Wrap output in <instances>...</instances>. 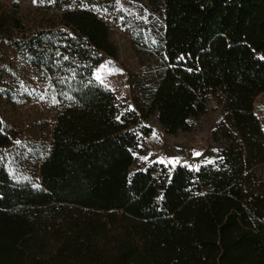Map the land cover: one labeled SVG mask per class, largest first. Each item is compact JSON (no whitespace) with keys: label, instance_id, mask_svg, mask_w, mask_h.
<instances>
[{"label":"trees","instance_id":"1","mask_svg":"<svg viewBox=\"0 0 264 264\" xmlns=\"http://www.w3.org/2000/svg\"><path fill=\"white\" fill-rule=\"evenodd\" d=\"M82 1V0H81ZM141 102L168 134L213 104L221 158L196 171L160 163L130 172L142 131L135 111L93 78L117 48L89 7L25 35L0 5V76L28 102L56 103L39 176L16 181L2 160L0 264H264V0H129ZM137 16V17H136ZM21 37L5 34L3 25ZM36 87L30 89L32 83Z\"/></svg>","mask_w":264,"mask_h":264},{"label":"rangeland","instance_id":"2","mask_svg":"<svg viewBox=\"0 0 264 264\" xmlns=\"http://www.w3.org/2000/svg\"><path fill=\"white\" fill-rule=\"evenodd\" d=\"M0 5L15 13L25 27V35L38 29L58 26L65 8L89 7L105 19L117 55L114 58L105 57L94 69L92 78L114 93L121 108L125 107L137 114L142 134L134 151L135 163L130 172L155 162L169 170L181 164L196 171L200 166L221 158L222 141L214 139L213 131L222 116L213 104L208 107L206 114L191 123L189 131L174 134L166 133L156 116L145 112L140 87V55L145 49L137 46L131 36L128 18L135 14L129 0H0ZM3 27L5 34L22 36L15 30L9 31L7 24ZM12 78L7 74L0 76V122L10 140L1 156L16 181H31L35 173L39 176V157L46 144H49V127L56 103L48 96L46 83H38L42 95L37 100H19L15 94L20 88L18 85L13 88L14 95H8L6 89ZM36 84L32 83L30 89ZM254 112L264 130V92L256 98ZM251 173L264 181V164L251 169Z\"/></svg>","mask_w":264,"mask_h":264},{"label":"snow or ice","instance_id":"3","mask_svg":"<svg viewBox=\"0 0 264 264\" xmlns=\"http://www.w3.org/2000/svg\"><path fill=\"white\" fill-rule=\"evenodd\" d=\"M34 2H35V0H34ZM97 79H100L99 76H97ZM197 155H199V154H197Z\"/></svg>","mask_w":264,"mask_h":264}]
</instances>
